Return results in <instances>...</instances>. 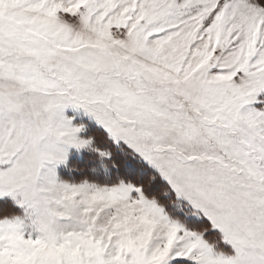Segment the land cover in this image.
Wrapping results in <instances>:
<instances>
[{
  "label": "snow or ice",
  "instance_id": "snow-or-ice-1",
  "mask_svg": "<svg viewBox=\"0 0 264 264\" xmlns=\"http://www.w3.org/2000/svg\"><path fill=\"white\" fill-rule=\"evenodd\" d=\"M0 264H264V0H0Z\"/></svg>",
  "mask_w": 264,
  "mask_h": 264
}]
</instances>
